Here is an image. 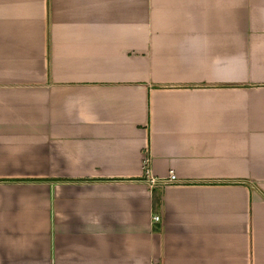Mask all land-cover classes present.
Listing matches in <instances>:
<instances>
[{"label":"crops","instance_id":"0c3cea01","mask_svg":"<svg viewBox=\"0 0 264 264\" xmlns=\"http://www.w3.org/2000/svg\"><path fill=\"white\" fill-rule=\"evenodd\" d=\"M0 264H264V0H0Z\"/></svg>","mask_w":264,"mask_h":264},{"label":"built area","instance_id":"2783aa9c","mask_svg":"<svg viewBox=\"0 0 264 264\" xmlns=\"http://www.w3.org/2000/svg\"><path fill=\"white\" fill-rule=\"evenodd\" d=\"M146 163H147V159L144 158V160H143V176L149 185H153L157 180L149 174V170L146 167ZM175 181H176V176L172 171H170L168 173L166 179H164V181H162V182L163 183H171V182H175ZM153 220L158 221V217L154 216Z\"/></svg>","mask_w":264,"mask_h":264}]
</instances>
